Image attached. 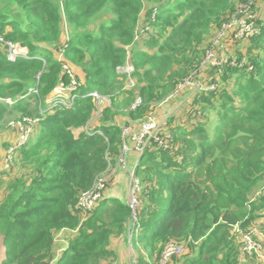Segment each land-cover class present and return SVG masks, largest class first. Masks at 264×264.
Segmentation results:
<instances>
[{
	"label": "trees",
	"instance_id": "16d2710c",
	"mask_svg": "<svg viewBox=\"0 0 264 264\" xmlns=\"http://www.w3.org/2000/svg\"><path fill=\"white\" fill-rule=\"evenodd\" d=\"M246 1L0 0V36L30 55L10 61L0 45V97L15 101L0 103V127L12 116L39 117L13 165L0 169V264H119L112 243L128 235L139 264H156L169 241L185 251L167 264H241L244 258L264 264L242 253L241 233L233 231L238 225L247 232L264 218V193L253 197L264 185V0L254 4L260 32L237 58L247 64L225 63L219 89L192 102L201 120L171 127L166 148L155 137L145 148L135 172L142 197L137 222L127 194L114 187L122 176L92 210L79 204L96 177L117 164L123 128L139 126L153 105L201 68L214 32ZM155 8L152 31L133 44L141 17L150 22ZM66 62L85 73L82 95L72 108L40 113V101L67 79ZM128 62L135 66L134 88L117 71ZM92 91L111 96L112 105L87 134L84 126L97 109L86 95ZM138 97L142 103L132 108ZM63 230L74 235L58 255Z\"/></svg>",
	"mask_w": 264,
	"mask_h": 264
},
{
	"label": "built area",
	"instance_id": "2783aa9c",
	"mask_svg": "<svg viewBox=\"0 0 264 264\" xmlns=\"http://www.w3.org/2000/svg\"><path fill=\"white\" fill-rule=\"evenodd\" d=\"M255 0H248L239 5L235 14L223 24V31L230 32L232 38L236 41L249 40L251 37L255 36L260 32V10L259 7H256ZM145 10V9H144ZM157 8L154 9L152 14V19L150 22H145L144 15L141 17V20L138 24L136 30V40L142 41L149 32L152 31L151 22L156 20ZM0 45H3L7 49V56L10 61H16L18 58H29V51L27 47L22 46L20 43H13L9 40H6L3 36H0ZM130 56V51H128ZM64 57V48H60L59 50V58L62 59ZM130 58V57H129ZM218 63L210 64V61H207L202 65L210 64L212 66H221L222 64ZM227 63V61H222V63ZM247 58H242L241 61L237 59H233L231 63L233 65H244L247 64ZM63 72L66 74L67 79L61 80L53 89L52 93L48 96V98L44 101H40V113H44L46 111H54L57 108H72L76 100L82 95V83L77 78L73 68L66 63L62 64ZM252 68V66H251ZM118 72H122L127 74L130 79V86L135 85V80L133 78V73L135 71V66L128 62L125 65L117 67ZM219 73L217 80H213L214 77L208 75L207 79L210 82H214L215 84H211L210 86H204V83L193 76L197 74V72H193L189 77H187L183 82L179 83L176 90L168 96L162 103L168 102L170 100H175L180 97V94L184 92L187 88L195 87L201 91L204 90H216L220 87V82L218 78L222 73V66L217 71ZM129 86V87H130ZM33 92L38 93V89H32ZM90 96L95 104H96V112L94 117L84 126V129L87 134H93L94 132L90 130L89 125L93 123V120L98 117L105 109L106 106L112 105V97L106 94H102L99 91H92L86 94ZM7 102L9 105H14L15 101L8 98H1V102ZM46 103V107H45ZM142 103V99L140 97L137 98L136 102L132 105V108H136L139 104ZM39 117L38 116H25L23 119L22 126V135L20 137V145L27 144L30 138L33 135V130L38 124ZM163 121L159 120L155 115H150L144 122H142L136 129L135 132H132L131 140L133 138L132 148L135 152L139 153L140 157L143 154L145 148L152 138L155 137V140L159 142L161 146L165 148L169 146L172 136L168 133L166 134H157L158 130L161 129L163 125ZM131 131V128H125L123 133V141H122V151L126 154L130 147L127 145L126 137L127 134ZM98 133L102 134L100 130H97ZM122 154V152H121ZM123 154V155H124ZM11 158V156H10ZM140 158L137 159L139 161ZM138 163V162H137ZM121 164V163H120ZM117 168L119 165H116ZM110 168V167H109ZM98 175L94 182V185L91 189L83 192L80 197V206L85 211L92 210L98 201H100L105 193L102 191L107 189V185L109 182V176L107 175L108 169ZM135 179L134 188L131 190L132 202L129 201L134 216V222H137L138 218V209H139V199L134 195L137 191L138 194L141 189V183L139 178L132 175V179ZM93 206V207H92ZM237 232L241 233V242H242V253L247 256H255L258 260L264 262V227H252L247 232H243L238 225L235 226ZM185 251L184 245L182 243L176 241H169L163 248L159 260L156 264H167V262L171 261L173 257L180 256ZM130 264H139L138 259L135 262L131 261Z\"/></svg>",
	"mask_w": 264,
	"mask_h": 264
},
{
	"label": "rangeland",
	"instance_id": "374dc122",
	"mask_svg": "<svg viewBox=\"0 0 264 264\" xmlns=\"http://www.w3.org/2000/svg\"><path fill=\"white\" fill-rule=\"evenodd\" d=\"M68 37L69 36L67 34L65 36V39H67ZM140 42L141 41H139V39L137 40L135 39L133 44H137L138 46ZM247 44H248L247 40H242V41L234 40L232 36L230 35V32L223 31V25H222L218 30L214 32V35L211 38L209 45L206 48V56L202 62V65L207 60V61H210V64H215V63H218L217 61H219L222 64L221 66H223L226 62L222 63V61L231 62L233 59H237L240 55L246 52L248 50ZM210 64L208 63L206 67L201 66V68L198 71H195L197 72V74L193 76L194 78L200 79L204 83L205 87L207 85L210 86L211 84H215L214 82L208 81L207 76L211 75L212 77H214L213 80L216 81L219 75L217 71L221 67L220 65L212 66ZM74 72L77 73L76 69ZM134 80L136 82L135 78ZM218 81L219 82L221 81V76L218 78ZM135 85L130 86V79L128 80V86H130V88H134ZM232 87L233 86H231V88ZM202 92L203 91L196 89L193 86V87L187 88L184 92L180 94V97L175 100H170L168 102L159 103L160 106L159 104H157L155 108L153 105L148 112L147 118L153 114L159 120L164 122L163 125L161 126V129L158 130L157 134L161 135V134L170 133L171 127L176 126V124L188 126L190 124H194L195 122L201 120V116L194 114L197 112L198 107L197 106L193 107L192 102L195 100L197 96L201 95ZM171 101L173 102L171 103ZM180 102L181 104L178 105V103ZM27 116H32V115H27ZM24 118H25V115L12 116L9 119L7 125H5L3 129H2V126L0 127L1 129L0 130V169L1 170L9 169L13 165V162L16 156V149L19 146H22L20 145V137L22 135V126H23L22 122ZM211 125H213V123ZM93 126H94V122L89 125V128L92 131H93ZM129 126H126L123 128V133H124L125 128H128V127L131 128V131H129V133L127 134L128 136L126 137V140H127L126 142H127V145L130 147V150L126 154H124V152L122 151L121 156L116 162L117 164L113 163L110 166V168L108 169L107 175L109 176V182H108L109 187L114 184L113 178L122 176V181L119 182V184H117L116 186L114 185L113 186L116 189L118 188L121 189L122 193L127 194L128 202L129 201L132 202V196L130 192L134 188V184H135L134 182L135 179L134 178L132 179V175L139 178L135 172H136V168L138 164L137 159L141 157L139 153L135 152L134 149L132 148L133 138L131 140L132 132L136 131L138 125L132 122V124H130ZM34 130H33V134H34ZM116 165H119V167L117 168ZM1 189L3 190V187H1ZM102 193H105V189L102 191ZM261 193L262 194L264 193V185L257 188V192H253V197L256 198ZM2 195H3V191L0 192V197H2ZM134 195L139 199L140 201L139 206H140L142 204V197L140 196V194H138V191ZM233 231L237 232L236 227L233 228ZM73 235H74V232L70 230H63L59 233L58 242H57V246L59 245L58 255L61 252H63L64 245L66 244V242H68L69 238L72 237ZM126 238L127 239L122 238V239L115 240L112 243V247L119 253V258L117 260L119 264H130L131 261L135 262V260L139 258V251L137 247L131 243V239H130L131 236L128 235ZM4 253H5V246L3 243V235L0 233V260L3 258ZM186 258H187L186 255L180 258L179 259L180 263H183V261H185ZM246 263L251 264L250 262H247V258H244L241 261V264H246ZM103 264H111V263L104 262Z\"/></svg>",
	"mask_w": 264,
	"mask_h": 264
},
{
	"label": "crops",
	"instance_id": "0c3cea01",
	"mask_svg": "<svg viewBox=\"0 0 264 264\" xmlns=\"http://www.w3.org/2000/svg\"><path fill=\"white\" fill-rule=\"evenodd\" d=\"M73 69H74V71H75V69H76V71H77V73L79 74V76H78V74H77V76L79 77V79L81 80V82H85V73L79 68V67H77V66H74L73 67ZM173 101H171V103H172ZM181 104V102L180 103H178V105H180ZM159 106H160V104H159ZM45 107H46V103H45ZM177 125V124H176ZM264 227V218H262V220H261V223L259 224V226H257L258 228H261V227ZM66 244H67V242H66ZM66 244L64 245V246H66ZM64 248V247H63Z\"/></svg>",
	"mask_w": 264,
	"mask_h": 264
}]
</instances>
